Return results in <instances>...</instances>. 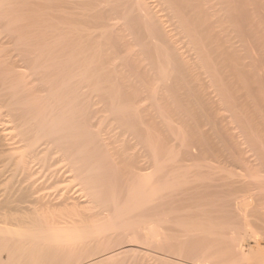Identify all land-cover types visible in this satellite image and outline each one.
Segmentation results:
<instances>
[{
	"label": "bare ground",
	"instance_id": "bare-ground-1",
	"mask_svg": "<svg viewBox=\"0 0 264 264\" xmlns=\"http://www.w3.org/2000/svg\"><path fill=\"white\" fill-rule=\"evenodd\" d=\"M32 1H34V0H32ZM51 1H53V0H51ZM54 1H56V0H54ZM64 1H66V0H64ZM85 1L87 2V0H85ZM111 1H113V0H111ZM239 1L241 3H244L245 0H239ZM45 2H47V0H45ZM60 2L62 3V1H60ZM70 2L71 1L69 0V3ZM107 2H109V0H94L93 3L90 2L89 5H88V3L86 4V5L90 6V5H93L95 3L94 6L92 7V10H90V8H89V12L91 11L89 14L92 15L91 16L92 18L94 17L95 20L96 19L97 20L94 21L96 23H93L92 20H94V19H91V17H90L91 22L93 23V24L90 23L91 24L90 27L93 26L94 29H100L101 30L100 36H105V34H107L109 32L110 28H113L114 26L116 27V24H113V21L117 20V18H114L115 16L113 13H111V10H110L113 8L106 10V8H105L106 6L104 8L101 7L104 4H106ZM116 2H117V0H116ZM119 2H122V1H119ZM26 3H27L26 0H0V21H2L3 25H5V29L7 31L14 33V36H0V184L4 183L6 181H9V182L11 181L10 183H12L13 181L15 182V180H17L15 184L13 182L12 186L10 185V187H8V188L5 187L6 188L5 190L0 191V264L15 263L17 260L22 259V258H23V260H25L24 258H26V260L28 261V264H39L47 257H53V258L59 257L60 252L62 253L65 250L71 249L72 246L74 245V243H76V242H84V243L87 242L86 245H88V241H86V240L92 238L93 235L97 236L98 235L97 233L100 232L98 230V229H100V226L105 227L104 225L102 226V225H99V223H98L99 227L97 229H95L94 227L98 226L97 222H99V221H97L95 223L96 226L93 225L94 223L90 224V221H93L95 219L103 221L104 220V210L106 211V208H109V206L115 207L116 204L118 203V202H116L117 201L116 199H118L117 197L114 199L111 196V198H112L111 199L109 196V200H106V198H105V200L103 199L104 198V195H103L104 191L102 189V182H103L102 179L104 177V173H105L104 170H106L105 166L107 164L109 165V169L111 168V170H114L113 172H123V173L126 172V174H128V176H129V178L132 180L131 182H133L132 189L130 191H128L129 192L128 199H127L128 202H127V204H125V207H124V205H122V207L125 208L126 212H132V213L140 212V210L144 209L146 204L148 205L149 203H151L152 200L154 198H156V196L167 193L166 191H168V193H169V190L180 191L179 193H182V194H180L179 197L182 196L183 194H186L185 192L190 190V188H191V184H190L191 182H189L191 178L188 180V177H187L188 173H186V172L183 173L182 171L183 170L186 171V169H184V167L181 168V166H180V168L177 167L175 170L173 168L171 172L168 171V170H170L169 168H171V167H169V165H170V163L173 162V157L171 156V154L169 152H166V149H165L166 145L164 146L162 144V142L159 144L160 140L164 141V139H166V136L169 138V135L171 136V134H172V133L169 134L167 132L169 124L167 121L162 120V118L164 119L163 116H164L166 110H169L170 113L172 114V116H177V118L179 119L178 122L181 121L180 123H183L182 125L180 124L181 126H185V129H186V127H188V129H189L188 133L190 132V135L196 141L199 138H202L201 137L202 135H199V130H197V129L201 128L200 127L201 124L198 121L199 126L197 128L196 124H192V122H190V117L188 118L187 116H183L180 113H178L177 109H174V107L170 104V102L168 100V98L170 96L167 97L168 94H166V92H165L166 90H163L166 88V85H165V88L161 87V90L158 92V90H157L158 84H155V83H158L159 81L163 82V81L168 80L167 75L170 72H173V71L175 72V69H177L179 67L180 68L184 67V69H185L184 73L187 72L186 73L187 75L183 74L181 72V70L180 71L177 70L180 72L179 77L181 74H183V75H181L182 79L181 78H175L177 80V83H178L177 85H179L181 87H185L187 84L185 85L184 82L187 83L188 81L187 80L184 81V79L188 78L187 76L189 75L190 79H188V80L191 81V83L188 82V84L191 87L193 85V86H195V88L197 87L199 89L198 96L201 93L200 89L203 90L205 88V90L207 92H205L204 90L202 91V95L204 97L206 95V93L208 94L209 91L213 92L211 90V89H214L213 84H216L215 85V88H216L217 84L223 83V81H220V83H219L218 80H220V79L217 80V77H219L217 75H219L220 72H221L220 73L221 75L223 74L227 78H223V76L221 77V75L219 78H223V80H225V79H229L231 77H234L233 79L235 80V78L239 77L241 73L236 68H234L235 67L234 62L236 61V64H242L244 61H241V60L244 59L245 62L243 64L247 65L245 55L242 59L243 55H241L239 51H236V52H239L238 54L240 56L237 53L235 55V51H234V46H235L234 44L235 43L233 44V40L235 39L234 37L236 35H235V29H234L235 25L233 24L235 22L232 21V16H233L232 11L234 10V9L232 10V8H233L232 7V4H233L232 0H126V3H124V5L122 3H121L122 5L120 3H118L120 5V6L118 5V7L126 6L125 4H128L130 6V8H129L130 13H134L136 15L137 19L140 20L139 22H141L140 25H143L145 32L148 33L147 39H149V38L156 39L155 38L156 36H153V32H152V28L153 29L156 28L154 26H157L159 33H161V36L165 37V40H164L165 42L163 41L164 43H162V42L161 43L160 42L155 43L156 44L154 46L155 48L152 46L154 48V50L152 49V51L155 52V54H156L155 58L157 59L155 62L158 61L157 63H155V65L159 64V72H158L159 76H155V75H157V74H155L156 71L153 72L154 71L153 70L152 71L153 73H151L150 70H149L150 71L149 72L148 69H145L147 67H145V60L143 61V59H146L147 57L142 59V56L145 54V53L142 54L143 49H142V52L139 51V52H135V54H133L134 52L132 50V47L134 46V44L132 45L130 43V41H129L130 39L127 40V38H130V36L129 35H128L129 37L127 36V33H129L127 31H129V28H127L126 25H123L125 23V21L123 24L119 25L116 28V31H114L116 33V35L119 36L118 39H120V41H121L119 43H121L123 46V48L122 47L121 48L123 49L124 54L125 53H128V54L132 53L134 55V56H132L133 57L132 61L135 64V67L141 69L143 67L141 65V63H144L143 65H144L145 70L142 69V71L144 70L143 71L144 81H141L140 85H139V82H135L136 80L134 81L132 79V81H133L132 82L130 76H126L128 73L125 74V72L123 70H120L121 67L118 68L119 64H117V62H118L117 58L120 56L117 54L118 57L116 58L115 57L116 54H115V56L112 55L113 52L111 54H109L110 49H112V47L109 49V53H108V52H106L108 48L106 49V51H104V49H102V48L98 49L99 45H96L97 49H95V47H94V49L96 50V53L98 52L96 54V53H94L95 51H93L94 49L93 50L91 49L92 47L90 48L91 49L90 51L89 50L85 51L82 49V47L84 45H81V43H78L79 41L77 42V40L74 41V36H91L93 28L91 30V33H89L88 31H90V30L86 29V27H89L88 21H87L88 24H86V23H84V24L82 23L83 25L79 24L81 26V28H80L77 25V22L74 20L76 22L77 26H75V25H74V27L69 26V27H66L67 29L65 28V30L63 28L65 26L61 27L62 29L59 28L58 32L60 31V36H56V35L55 36H52V35L51 36H43V35H41L42 32L40 33V31H37V33H35L36 31H33L31 29L32 27L30 28L28 26L29 24H32L33 21H34L33 23L39 22L38 18L40 17L39 12L41 10H39V9L34 10L36 8L33 7V4L31 2H28L29 4L31 3V5H32V6L30 5L29 7L26 5ZM63 3L66 4L65 2H63ZM82 4H83V2H82ZM25 5H26L27 9L25 8ZM34 5L40 6L41 4H39V1H37V4L34 3ZM114 5H117V3ZM245 5H243V6L245 7ZM41 6L43 7V5H41ZM62 6H63V4H62ZM69 6L73 7V3H71V5L69 4ZM56 7H58V5ZM56 7L54 6L53 8L56 9ZM28 8H29V10H28ZM43 8H42V10H43ZM49 8L50 7H48V8L45 7V10L46 9L50 10ZM85 8H86V6H85ZM126 8H128V7H126ZM25 9L28 11H26ZM30 9H32V10H30ZM71 9H73V8H71ZM49 13H51V11ZM14 14H15V16H14ZM66 14L67 15L69 14V16L71 17V15H70L71 12L70 13L68 12ZM89 14L87 12V14H86L87 17ZM12 15H13V17L11 18L10 16H12ZM40 15L42 16V14H40ZM50 15H54V14H50ZM67 15H65V16L67 17ZM83 15H84V18L86 19V15L85 14H83ZM244 15H246V13ZM46 16H48V18L50 19L51 17L57 16V15L49 16L46 14ZM75 16H73L74 19H75ZM129 16H130V14H129ZM132 16H133V14H132ZM31 17H32V20H31ZM61 17H62V15H61ZM76 17H78V16H76ZM116 17H117V15H116ZM244 17H241V18L239 17V19L241 20L243 27L246 29L248 26L247 25L248 24L247 19L249 16H247V18L246 17L244 18ZM42 18L40 17V19H42ZM34 19L35 20L37 19V20L35 21ZM49 19H46L45 22L47 23V20H49ZM55 19H53V21ZM67 19H69V18L67 17ZM87 19H89V17ZM30 20L32 22H30ZM50 20H52V18ZM57 20H59V19H57ZM61 20H62V18H61ZM63 20H65V19L63 18ZM98 20H100V21H98ZM70 21H71V19H70ZM250 21L248 20L249 23H250ZM67 22H68V20H67ZM67 22H65V23H67ZM81 22H82V20L80 21V23ZM84 22H86V21H84ZM41 23L42 22L40 21L39 27H40ZM53 23H55V22H53ZM61 23H62V21H61ZM58 24L59 23H57L56 26ZM50 25H51L50 26L51 29L54 28L53 24H50ZM60 25H62V24H60ZM70 25H72V24H70ZM56 26H55V28H56ZM82 26H84V27H82ZM36 27H38V26H36ZM252 27H255V26L252 25ZM35 28H34V30H36ZM53 30L55 31V29H53ZM258 30H259V28H258ZM95 31L96 30H94L93 33ZM50 32H51V30L49 32H46V33H50ZM93 33H92V35H93ZM96 33L97 32H95V34ZM37 34L38 35L40 34V35L38 36ZM43 34H45V33H43ZM54 34H56V33L54 32ZM260 34H261V32H260ZM33 35H37V36H33ZM97 35L99 36V33ZM108 35H109V33H108ZM108 35H106V37H109ZM110 35H112V34H110ZM149 35H150V37H149ZM126 36H127V38H126ZM92 37H94V36H92ZM99 37L97 39H99ZM87 38H89V37H87ZM87 38H86V41H87ZM90 38L88 39V41L90 40L89 42H91V40H92ZM102 38H100V39H102ZM105 38H103V39H105ZM79 39H83V38L81 37V38H78V40ZM118 39H116V40H118ZM260 39L261 38H259V42L261 43L263 39H261V41H260ZM94 41H96V40L94 39ZM94 41L92 40V42H94ZM104 41H106V40H104ZM104 41H102L103 44L106 43V42L104 43ZM151 42L153 43L154 41H151ZM116 44H118V42ZM106 45H104L105 46L104 48H106ZM260 45H262V44H260ZM108 47H110V46H108ZM147 49H148V47H147ZM135 50L138 51L137 49H135ZM91 51H93V54L92 53L88 54V52L90 53ZM123 52H122V55H123ZM114 53H115V51H114ZM116 53H118V52H116ZM236 56H237V59L239 57L238 61L236 60ZM96 57L98 60L96 59ZM173 58H176L178 63ZM129 59H130V57H129ZM148 59H149V57H148ZM148 59H146V60H148ZM150 61L151 60L149 59V62ZM174 62H176V64ZM120 63H122V62L120 61ZM183 64H184V66H182ZM120 65H122V64H120ZM138 65L139 66L141 65V67H138ZM211 65L214 69H216L218 71L217 75H216V73H215L216 71L213 69L214 70L213 74L216 76V78L212 76L213 75L212 71H210L211 69H209V67L211 68ZM242 65H240V66L237 65V66H239V68H240ZM245 66H243V67H245ZM93 68H94V70H92ZM95 68L97 69V72H96ZM124 69H126V68H124ZM242 69H244V68H242ZM155 70H156V68H155ZM235 70H237L236 71L237 73H234ZM93 71H95L96 74H92L91 72H93ZM140 72H141V70H140ZM238 72H239V75H237ZM111 73L114 74V76H115L114 78H112L113 76H111ZM138 73H135V74H138ZM176 74H177V72H176ZM244 74H246V73H244ZM244 74H242V76ZM128 75H130V74H128ZM184 75L186 76V78L184 77ZM242 76H241V78H242ZM244 76H246V75H244ZM253 76H255V77H253ZM253 76H251L250 78L248 77V80L250 83L253 82V85L251 84L252 88L254 87L255 90L258 91L256 89V87H258V81H255V82L252 81L254 78L257 79L256 78L257 76L255 74ZM134 77H135V75H134ZM141 79H139L137 81H140ZM211 79H214L213 81H217V82L214 83ZM233 79H232V81L234 83H236L234 86L235 88H237L236 86L241 85V83L239 81L240 78L239 79L237 78L238 80L236 79V81H234ZM250 79L252 82L250 81ZM173 81H175V80H173ZM238 82L240 83V85H237ZM256 82H257V86H255ZM230 83H231V81H230ZM164 84H166V82H164ZM164 84H163V87H164ZM156 85H157V87H156ZM225 85H227V87H228L230 84L226 83ZM233 85L234 84H232V86ZM207 86L210 88V90H209V88L206 89ZM220 86L221 85H219L218 88L221 89V91H222L224 88L222 89V87H220ZM242 86H243V84H242ZM174 87H175V85H174ZM229 87H231V86H229ZM84 88H86V89L90 88L91 93H93V94L102 93L104 95V97L109 101V105H107L108 109L105 110L106 109L105 108L106 106H105L104 110H105V112H109L108 116L111 115L110 121L113 122L114 125L116 124V127H113L112 123H110L111 125H109V124L108 125L110 127H113V128L108 127L111 130H109L107 128L108 132H106L104 130L106 133H103L104 131L101 129H106L107 126L105 128L104 127L102 128V125H101L102 122L101 123L99 122L101 125L100 126L101 129L97 130V127H98L97 125H96L97 127L94 125L91 126V127H94L96 131H98L97 133L93 134V133H91V130L89 131L86 128L87 126L86 127L85 126H79L80 122L83 123V125H88V124H84L87 122H85L83 120H85L86 119L85 117L89 114L91 116L90 119H92V115H93L91 112L89 114H86V113H88V112H86L85 113L86 116L85 117L83 116L81 118V119H83V118L84 119L82 121L80 120L79 123H77L78 121L76 119H79L83 115L81 113V112H83V106H81L79 104H80V101H82V99H83L82 94H84V92H85V90H83ZM231 88L233 90L235 89L233 87H231ZM238 88H237V90H239V92L242 90V94L243 95L246 94V93H244L243 89H240V88L238 89ZM198 89H196V90H198ZM255 90H254V92L260 96L262 92L257 93ZM260 90L261 89L259 88V91ZM186 91H188V90H186ZM190 91L193 92V90H191V88H190ZM215 91H220V90H215ZM192 92H188V93L192 94ZM194 92H196V91H194ZM204 92H205V94H204ZM211 92L209 93L210 95H213L214 93L217 94V92H214L213 94H211ZM218 93H220V92H218ZM179 94H181V93L179 92ZM190 94H188L189 97L191 96ZM84 95L87 96V93ZM219 95L217 97H219ZM85 96H84L83 100H86ZM196 96H197V94H196ZM210 97H208V98L206 97L204 99L208 100ZM217 97L214 95L211 98V101L213 98L215 99V101L213 100L214 106H216L215 102H217V104H218V100H216ZM261 97H260V99H263ZM92 98L91 99L89 98L90 102H92V104H95L96 100L93 99L94 101H92ZM99 98H100V96H99ZM150 98H152V100H154V102H155V103L153 102V105H149L152 103H149L147 105H145L143 103L144 106L140 105L142 102H145L147 100H148L147 102H150L149 101ZM201 99H202V97H201ZM245 99L246 98H244V97H242V99H241V95H240V99H239L240 101L244 100V102H246L248 100V99L247 100H245ZM100 100H102V97ZM108 101H107V103H108ZM203 101H205V100H203ZM208 101L210 102V105L212 106V102L210 101V99ZM189 102H191V101H189ZM196 102H197V100H196ZM242 102H240V103H242ZM247 102L249 103V101H247ZM206 103H208V102L206 101ZM189 104L191 105V103H189ZM95 105H97V103ZM88 106H89V104L87 103V105H86L87 108H85V109H88ZM92 106L90 104V108ZM191 106H193V105H191ZM92 108H91V110H92ZM99 110L100 109H98V111ZM104 110L102 111V109H101L100 111L104 112ZM84 112H85V110H84ZM166 113H168V112H166ZM199 114H201V113H199ZM78 115H79V118L77 117ZM187 115H188V112H187ZM96 116L97 115H95V119H93V121L96 120ZM169 117L170 116H168V118ZM193 118H195V117H193ZM196 118H195V121L198 120ZM198 118L200 120L204 119L202 116L200 118V115ZM97 119H99V118H97ZM107 119H109V118H107ZM107 119H105V120H107ZM159 119H161L162 122H160ZM88 120H89V118H88ZM110 121H108V122H110ZM106 124H107V122H106ZM90 125H88V128H91V127H89ZM258 125H259V123H258ZM261 125H263V124H261ZM261 125H259V126L262 127ZM178 127H179V125H178ZM260 127L258 129H261ZM182 129H184V128H182ZM228 129H226V130H228ZM154 130L163 136V138H161V139L155 138L156 141H158L157 144H156V142L154 140V136H153ZM263 130L264 129L262 128L260 131H263ZM93 132H94V130H93ZM201 133L204 134L205 132L203 133V131H201V129H200V134ZM167 134H169V135H167ZM229 135H231V134L229 133ZM165 141H167V140H165ZM165 141H164V143H165ZM198 141L200 142V140H198ZM201 141H203V140H201ZM237 143L239 144V142H237ZM184 144H186V142H184ZM241 144H244V143L242 142ZM177 146H178V144H177ZM212 146H213V148H215V151H216V149L219 150L218 146H217V148L214 147V144ZM236 146H237L236 148L238 149V145H236ZM172 148H174V146ZM243 148H244V146H243ZM176 149H177V147H176ZM212 149L211 150L207 149L210 152H208V151L205 152L208 154V155L206 154L207 157L210 156L209 154L212 153V155H213V153L215 152ZM218 150L216 151V153L218 152ZM180 152H181V150H180ZM194 152H195V150H194ZM202 153H203L202 155H204V151ZM257 153H258V151H257ZM240 154H241L240 158L242 157L241 162H243V164H242L243 168H244V166H247L248 168H254L253 171L254 170L257 171L256 167L258 168L259 166L257 164H254L256 161L253 162V164H252V162H251V160H249L248 156L245 157L243 155L244 154L243 152L242 153L240 152ZM246 154H247V152H246ZM252 154H250V155H252ZM225 155L223 154V156H222V154H221V158L225 157ZM217 156L219 157V154L218 155L215 154V156H213V157H216V159H217ZM186 157L187 156H185V159H186ZM175 158H176V156H175ZM229 158H231V157H229ZM222 159H226V158H222ZM238 159H239V157H238ZM232 160H234V159H232ZM174 161H177V158ZM206 161H208V160H206ZM220 161H221V159H220ZM224 161L226 163V160H224ZM191 162H192V160H191ZM209 162H211V161H209ZM218 162H219V160H218ZM221 162H219V163H221ZM195 163H197V162H195ZM257 163H259V162L257 161ZM190 164H192V163H190ZM231 164H234V163L232 162ZM170 166L174 167L175 165L173 166V164H171ZM183 166H184V164H183ZM228 166L231 167L232 165H228ZM109 169H107V170L109 171ZM154 169L161 171V175L158 178H155L156 172L153 173ZM260 170H261V167L258 171L260 172ZM263 170L261 172H263ZM177 171L178 172L181 171L183 174L179 173L180 175L177 174L178 176H176ZM251 172H252V170H251ZM123 173H121V174H123ZM154 174H155V176H154ZM245 174H247V173H245ZM116 175H118V174H116ZM247 175H246V178L248 177ZM263 175H264V173H263ZM114 176H115V174H114ZM125 176H123V177H125ZM128 176H126V178ZM108 178H111V180H112V177H108ZM226 178H228V177H226ZM115 179L116 178L114 177L113 180H115ZM117 179H119V178L117 177ZM111 180H109V181H111ZM122 180L121 181L124 183L125 179H122ZM249 180H251V179H249ZM192 181H194V180H192ZM239 181H240V179H239ZM239 181L237 180V182H235V183H238L237 186L238 185L239 186L237 187L235 185L236 187H234V189L236 190V188H237V190L242 191L241 193L242 194L244 193L242 198H244V196H246L245 194L252 195L254 190H255V187L257 189V186L258 187L261 186L259 183L262 180L257 181L258 183L256 182L257 185H255V187L252 184H248L246 181L245 182H243V181L239 182ZM113 182H115V181H113ZM116 182H119V180H117ZM131 182L129 181L130 185H132ZM224 182H226V181H224ZM230 183H231V181H230ZM109 185H111V183L108 184L107 189L109 188ZM112 185H114V184H112ZM227 186L231 187V185H227ZM105 187H106V185H105ZM110 188H111V186H110ZM117 188H120L119 185H117ZM126 188H128V186ZM112 189H113V187H112ZM114 189H115V186H114ZM128 190H129V188H128ZM197 190H199V189H197ZM117 191L119 192L120 190H117ZM123 192H122V194L125 193V192L124 193ZM237 192L240 195V192L239 191H237ZM108 193H111V192H108ZM114 193H112V194H114ZM104 194H105V192H104ZM118 194L120 195V193H118ZM125 194L127 196V193H125ZM177 194H176V196L178 198ZM256 194L257 193L253 194L252 197L250 198V199H252L251 200L252 202L255 199V197L257 198L256 200L258 202V197L256 196ZM168 195H170V194H168ZM254 195H255V197L253 198ZM165 197L167 198L169 196H165ZM238 197H241V195ZM260 197L261 196H259V199H263ZM121 198H127V197L121 196ZM246 198H248V197H246ZM250 199H246V200L248 201ZM125 200L126 199H124V202H125ZM244 200H245V198H244ZM153 201H156V200H153ZM161 201H162V199H161ZM190 201H192V200L190 199ZM251 201H249L250 203L249 202L246 203V201H243L244 205L242 208L244 209V211L246 208H250L248 206H250L252 204ZM260 201L262 202L263 200H260ZM158 202H160V201H158ZM165 203H167V202H165ZM235 203H236V201H235ZM259 203H258V205L264 204V203H260V204ZM119 205H121V204H119ZM156 205H158V204L155 203V206ZM159 206L161 207L163 205L160 204ZM255 207H257V205ZM111 208H110V210H111ZM117 208L119 209V207H117ZM120 209H122L121 206H120ZM243 209H241V210H243ZM112 210H114V209H112ZM115 210H116V208H115ZM173 210H174V208H173ZM241 210H239V211L241 212ZM253 210L254 209H252V211ZM262 210L264 212V207H263V209L261 208V210H259V211L262 212ZM106 212L108 213V211H106ZM196 212H197V210H196ZM247 212L248 211L245 212L246 214L243 213V214H245L244 217H246V215L247 216L249 215V213H247ZM116 213L119 214L118 210L116 211ZM201 213H203V212H201ZM262 213L260 214L257 212V215H255L256 216L255 219L253 218L254 215L251 216V218L254 219V222H255V220H257L256 222L259 223L260 222V221H258L260 219L259 217L264 215V213L263 214ZM120 214H122V213H120ZM243 214L240 216L243 217ZM251 214H252V212H251ZM254 214H256V213H254ZM258 215H259V217H258ZM110 218H112V217L110 216ZM206 218H207V216H206ZM247 218H249V217H247ZM247 218H246V220L250 219V218L249 219H247ZM257 218H259V219H257ZM168 219H169V217H168ZM164 221L165 220H163V222ZM242 221H243V224L244 223L246 224V222H244V219ZM249 221H251V219ZM115 222H118L116 220V218H115ZM135 222H136V220H135ZM180 222H182V221H180ZM188 222L189 221L187 220L186 221V223L188 224L187 226L189 228H191L192 225L190 227V224ZM193 222H195V225H194V228H195V226L198 224V223L196 224V222H199V221H193ZM256 222L254 224H256ZM121 223L123 224L122 219H121ZM177 223L180 224L178 222V220H177ZM190 223H192V222H190ZM199 223L200 224H198V225L200 226L201 222H199ZM260 223L262 224V222H260ZM166 224H167V221H166ZM184 224H185V222L183 223V225ZM247 224L250 225V223H248V222H247ZM257 224H256V226L254 225L256 227V229L258 228L257 226H259V224L258 225ZM249 225H247V226H249ZM112 226H114V225H112ZM123 226H124V224H123ZM123 226H121V228H123ZM129 226H132V225L129 224ZM146 226H144V228H141L140 230L136 229L137 231H135L134 229H128L125 227V229H124L125 232L129 236H131V238L133 239L131 241V243L128 245V247L126 246V248H121L118 251H116L115 253L112 252L111 255L106 253L109 256H107L106 258L101 257V259L98 258L99 260H97V261L94 260V261L90 262V264H100V263H105L106 261H112V260H118V259L120 260V258L123 257V255L125 256L129 252L139 253V255L141 256V257L139 256V261L141 260L140 258H143L144 259L143 261H147L146 258H148V261H149V258L153 257L154 255L147 252V249L145 250L144 247H146V246L155 247V248H158V249L163 250V251L165 249L168 250V248L171 249L173 247V246L170 247L169 241H171V239L167 235L165 236L161 233L162 231H160L159 225L157 226V224H155V221H154V223H151V225L148 224V226L147 227ZM196 227H198V226H196ZM109 228H111V226ZM113 228H115V226ZM118 228H120V227H118ZM183 228H186V227H183ZM250 228H251L250 226L248 228V227H246V225H245V227L243 225V227L241 226L240 229H234V230L230 231V233L227 234V236H229V237H226V239L229 240V242H228L229 245L227 244L228 246L225 250H221V249H220L221 251L213 250L215 247L213 249H211L212 248V247H210L211 243H210V245H208L210 247V249H208V248L203 249V247H204L203 246L202 249L199 250L196 247L194 250L198 249L199 251H197V252L195 251L194 254L191 252L193 255L196 256L195 258H197L196 262L194 263V261H193V263L194 264H264V238H259V236H261L259 234V233H261L259 228L257 230L254 228L255 231H253L254 229L251 230L252 228L251 229ZM178 229H179V227H178ZM217 229H219V227ZM220 229H223V228L220 227ZM260 229H262V227ZM102 230H101V232H102ZM198 230H199V227H198ZM183 231H185V230L183 229ZM256 231L257 232L260 231V232L256 233ZM110 232H111V230H110ZM177 232H179V231L177 230ZM105 233H107V232L105 231ZM126 233H124V235ZM164 233L167 234V231ZM183 233L186 234L185 232H183ZM191 233H195V237H196V232H194V231L192 232V230H191ZM205 233H207V236L208 237L210 236V238L212 239V237H216V238L218 237L219 231L218 232H217V230L216 231L212 230L210 232L204 231L203 234H205ZM103 234H104V232H103ZM178 234H180V235H178ZM178 234L177 235L179 237L184 235L182 233H178ZM200 234H199V236H203V234L202 235H200ZM169 235L174 236L171 233ZM215 235H217V236H215ZM199 236H198V239H199ZM225 236H226V234H225ZM139 237L142 238L141 241L138 240ZM175 237H177V236H175ZM175 237H174V239L179 240V241H176V242L174 241L175 242L174 246L177 247L179 250H181V252L183 251L182 252L183 254L186 253V252H184V250L187 251V250H189V248L188 249L186 248L187 250L185 249L186 246H185V243L183 242V240H185V239H183L184 237H180V238H182V240L178 237L177 238H175ZM189 237L190 236H188L187 238H189ZM191 237H193V239L195 238L194 236H191ZM218 238H220V237H218ZM226 239L224 241L225 243H227ZM99 240H100V238H99ZM185 241H187V240H185ZM193 241H195V240H193ZM213 241H215V240H213ZM219 241L221 242V241H223V239H221ZM188 242L190 243V240ZM200 242L197 244H200ZM211 242H212V240H211ZM189 243H186V244H189ZM193 244H195V243L193 242ZM215 244H217V243L215 242ZM215 244H214V246H215ZM76 245L77 244H75V246ZM144 245H146V246H144ZM203 245H205V243ZM135 247L136 248L139 247V249L138 248L135 249ZM222 247L225 248L223 245H222ZM222 247H220V248H222ZM200 248H201V246H200ZM35 252L36 253L39 252L40 254H42V253L43 254L38 256L35 254ZM170 252H172V251H170ZM65 253H68V252L66 251ZM159 253H161V252H159ZM182 253L180 255V258L182 256ZM62 254H64V253H62ZM175 255H177V254H175ZM186 255L188 256V254H186ZM184 256H185V254L183 255V257ZM62 257H64V256H62ZM69 257H70V255H69ZM71 257H72V255H71ZM155 257H157L155 259H157V260L159 259L156 254H155ZM159 257L161 258V256H159ZM189 257L190 256H188L187 259ZM57 259H59V258H57ZM63 259H66V256ZM163 259H164V257H162V260ZM166 259L167 258H165L164 260H166ZM182 259H180V260H182ZM152 260H153L152 261L153 264L157 263L156 261H155L156 263H154V257ZM162 260H161V262H162ZM189 260H190V258H189ZM191 260H194V259H191ZM191 260L185 261V264H186V262L190 263ZM61 261H62V259H61ZM139 261H138V263H141ZM18 262H16V263H18ZM132 262H133V260H132ZM163 263H161V264H163ZM167 263H169L168 260H167ZM193 263L191 262V264H193ZM51 264H53V263H51ZM158 264H160V261L158 262ZM164 264H166V262ZM175 264H177V262Z\"/></svg>",
	"mask_w": 264,
	"mask_h": 264
},
{
	"label": "rangeland",
	"instance_id": "rangeland-1",
	"mask_svg": "<svg viewBox=\"0 0 264 264\" xmlns=\"http://www.w3.org/2000/svg\"><path fill=\"white\" fill-rule=\"evenodd\" d=\"M35 1V2H34ZM34 1H30V0H26V2L28 3V2H31L32 4H33V7L34 8H36V9H34V10H37V9H39V10H41L40 12H39V16L42 18V19H40V17L38 18V23L36 22V23H33L31 20H32V17H31V20H30V22H32V24H29L28 26L33 30V31H36L35 33H37V31H40V33H41V35H43V36H60V31L58 32V30H59V28L60 29H62L61 27H63V26H65V27H63L64 28V30H65V28L66 27H71V26H73L74 27V25L75 26H79L80 28H81V24L83 23H86V24H88V22H89V27H86V29L87 30H90V31H88L89 33H91V30H92V28H93V26L92 27H90V25L91 24H93V23H96V22H94V21H96L95 20V18L93 17H91L92 15H90L89 13L91 12H89V8H90V10H92V7L94 6V4L93 5H90V6H88L89 5V3L90 2H94V0H87V2L85 1V0H70L71 2L69 3V0H66V1H64V0H56V1H51V0H47V2H45V0H37V1H39V4H41V5H43V7L40 5V6H37V5H34V3L35 4H37V1L36 0H34ZM51 1V2H50ZM60 1H62V3L60 2ZM119 1H122V2H119ZM117 0V2H116V0H113V1H111V0H109V2H107L106 4H102L103 6H101L102 8H104L105 6V8H106V10H108V9H110V8H113V9H110L111 10V13H113L114 14V18H117V20H115V21H113V24H116V27L114 28H110V30H109V35H108V33L107 34H105V36H100V29H94L93 28V30H92V33H93V31L94 30H96L95 32H97L96 34H95V32L93 33V35H92V33H91V36H74V41H76L77 40V42L78 43H81V45H84L83 47H82V49L83 50H85V51H87V50H93L94 49V47H95V49H97V47H96V45H99L98 46V49H100V48H102V49H104V51H106V49H107V51L106 52H108L109 53V49L112 47V49H110V53L109 54H111L112 52V55H114L115 56V54H116V58L118 57L117 56V54L120 56V57H118L117 58V64H119L118 65V68H120L121 67V69L120 70H123L124 72H125V74L126 73H128V74H130V75H126V76H130V78H131V81H132V79L135 81V82H139V85L141 84L140 82L141 81H144V78H143V71L145 70V69H148V71L150 70L151 71V73H153V72H155L156 71V73L155 74H157V75H155V76H159L158 75V72H159V64L157 65H155V63H157V62H155L157 59L155 58L156 57V54H155V52H153L152 51V49L154 50V46L156 45L155 43H158V42H162V43H164L165 41V37L164 36H161V33H159V30H158V28H157V26H154V27H156V28H152V32H153V36H156L155 38L156 39H153V38H149V39H147V37H148V33H146L145 32V29H144V27H143V25H140L141 24V22H139L140 20H138L137 19V17H136V15L134 14V13H130V6L128 5V4H125L126 6H122V7H118V3H122L123 5H124V3H126V0ZM124 1V2H123ZM248 1V2H247ZM245 0L244 1V3H241L239 0H232V15L234 16H232V21L233 22H235V23H233L235 26H234V29H235V39L233 40V44L235 45L234 46V51H235V55H236V53L238 54L239 52H240V54L241 55H243L242 56V59H243V57H244V55H245V57H246V62H247V65L245 66L243 63L245 62V60L243 59V60H241V61H244L242 64H236V61L234 62L235 63V67L234 68H236L241 74H240V76L239 77H237L238 79H239V81H240V83H241V85H240V83L238 84L237 83V85H240V86H236L237 88L239 87L240 89H243L244 90V93H246V94H242V90L239 92V90H237V88H235L234 86H235V84L236 83H234L233 81H232V79L234 78V77H231V78H229V79H225V80H223V78H227V77H225L223 74L221 75L220 73H219V75H217V70L216 69H214L213 67H212V65H211V68L209 67V69H211L210 71H212V74L214 73L213 71L215 70L216 72V75L217 76H219L220 77V75H221V77L223 76V78H219V77H217V80L218 79H220V80H218L219 81V83H220V81H223V83H221V84H217V86H216V88H215V85L216 84H213V88L214 89H211L213 92H211V91H209L210 90V88L207 86L206 87V89H208L209 88V92H208V94L206 93V97L208 98V97H210L209 99H210V101H211V98H212V96H218L219 94V97H217V99L216 100H218V104H217V102H215L216 104V106H214V104H213V102L215 101V97L212 99V106L210 105V102L208 101V100H206V99H204V98H206L205 96L203 97V95H202V91L204 90L205 92H207L206 90H205V88L202 90V89H200L201 91V93H200V97L198 96V94H199V89L196 87L195 88V86H193L192 85V87L188 84V82H190L191 83V81H189L188 79H190L189 77V75L187 76L188 78H186V76L185 75H187L186 73H184V71H185V69H184V67H179V68H177V69H175V72L173 71V72H170L168 75H167V79L168 80H166V81H159L158 83H155V84H158V88H157V90H158V92L161 90V87L162 88H165V85H166V88L165 89H163V90H166L165 92H166V94H168V96L167 97H169L168 98V100H169V102H170V104L174 107V109H177V112L178 113H180L181 115H183V116H187L188 118L190 117V122H192V124H196V126H197V128H198V126H199V123H198V121L200 122V127L201 128H199V129H197V130H199V135H202L201 137L202 138H199L198 140H200V142L197 140H194L193 138H192V136L190 135V132L188 133V127H186V129H185V126H181L183 123H180V122H178L179 121V119L177 118V116H172V114L170 113V111L169 110H166V112H168V113H166L165 112V114H164V119L162 118V120H165V121H167L168 122V124H169V127H168V129H167V132L170 134V133H172L171 134V136L169 135V134H167V135H169V138L166 136V139H164V141L165 140H167V141H165V143H164V141L163 140H160L161 138H163V136L161 135V134H159L158 132H156L155 130L153 131V136H154V140H155V142H156V144L158 143V141H156V139L155 138H160L159 140H160V142H159V144L162 142V144L166 147L165 149H166V152H169L170 154H171V156L173 157V162L172 163H170V165L171 164H173V166L175 165H177L176 167L174 166V167H172V166H170L169 165V167H171V168H169L170 170H168V171H172V169L174 168V170L178 167V168H180V166H181V168H183L184 167V169H186V171H182L183 173L184 172H186V173H188V175H187V177H188V180L191 178H193L192 180H194V181H192L191 179H190V181L189 182H191L190 184H191V188H190V190H188V191H186L185 193L186 194H183L182 196H180L179 197V195L180 194H182V193H179L180 191H174V190H169V193H168V191H166L167 193H164V194H162V195H158V196H156V198H154L153 200H156V201H153L152 200V202L151 203H149L147 206L145 205V207H144V209H142V210H140V212H135V213H132V212H126V210H125V204H127V202H128V195H129V192L128 191H130L131 189H132V187H133V182H131L132 180L129 178V176H128V174H126V172H113L114 170H111V168L109 169V165L107 164L106 166H105V169L106 170H104L105 171V173H104V177H103V179H102V181L104 182H102V189H103V191L105 192V194H104V192H103V195H104V200H105V198H106V200H109V196H110V198H111V196H112V198H118V199H116L117 201L116 202H118L117 204H116V206L115 207H113V206H109V208H106V211H108V213L104 210V222L103 221H100V220H93V221H90V224L92 223H94L93 225L94 226H96V222L97 221H99V222H97V225H98V223H99V225H104L105 227H101L100 226V229L102 230V232H101V230L100 229H98L100 232H98L97 234V236H94L93 235V237L92 238H90V239H88V240H86V241H88V245H86L87 244V242L86 243H84V242H76V243H74V245L72 246V248L71 249H69V250H65L64 252H62V253H64V254H62L61 252L59 253L60 255H59V257H57V258H59V259H57V258H53V257H47V258H45L41 263H39V264H51V263H53V264H90V262H92V261H97V260H99V259H101V257H107V256H109V255H111L112 254V252L113 253H115L116 251H118L119 249H121V248H126V246L128 247V245L131 243V241L133 240L132 238H131V236H129L126 232H125V227L126 228H128V229H134L135 231H137L136 229H138V230H140L141 228H144V226H148V224L149 225H151V223H154V221H155V224H157V226L159 225V227H160V231H162L161 233L163 234V235H167L170 239H171V241H169L170 242V247H172L171 249L170 248H168V250L167 249H165L164 251L163 250H160V249H158V248H155V247H148V246H146V245H144V246H146V247H144L145 248V250L147 249V252H149V253H151L152 255H154L153 257H154V263H156V264H158V262L160 261V264L161 263H163L164 261L166 262V264H175L176 262H177V264H185V261H190L191 259H194V260H191V262L193 263V261H194V263L196 262V260H197V258H195L196 256L195 255H193L194 253H195V251L197 252V251H199V250H201L202 249V247H203V249H210V247H212L211 249H213L214 247V249L213 250H217V251H221V250H225L226 248H227V246L229 245L228 244V242H229V240L228 239H226V237H229V236H227V234L228 233H230V231H232V230H234V229H240L241 228V226L243 227V225H244V227H245V225H246V227H248L249 228V226L252 228H250L251 230H253L254 228L256 229V224L258 223V222H256L257 220H255V222H256V224H254L255 222H254V219H255V215H257V212L258 213H262L263 212V210H262V212L261 211H259V210H261V208L263 209V207H264V204L263 205H258V203L260 202V203H264V175H263V173H264V130L263 131H260L262 128L264 129V0ZM54 2V3H53ZM59 2V3H58ZM63 2H65L66 4H64ZM81 2V3H80ZM82 2H83V4H82ZM115 2V3H114ZM238 2V3H237ZM26 3V5L29 7L30 5H31V3L29 4H27ZM52 3V4H51ZM57 3V4H56ZM71 3H73V7L72 6H69V4L71 5ZM88 3V5H86ZM110 3V4H109ZM117 3V5H114V4H116ZM248 3V4H247ZM50 4V5H49ZM62 4H63V6H62ZM121 4V5H122ZM235 4V5H234ZM246 4V5H245ZM26 5H25V8L27 9V7H26ZM58 5V7H56ZM68 5V6H67ZM76 5V6H75ZM82 5V6H81ZM243 5H245V7L243 6ZM32 6V5H31ZM56 7V9L55 8H53V7ZM61 6V7H60ZM85 6H86V8H85ZM120 6V5H119ZM45 7L46 8H48V7H50L49 9L50 10H45ZM126 7H128V8H126ZM32 8V7H31ZM42 8H43V10H42ZM71 8H73V9H71ZM82 8V9H81ZM122 8V9H121ZM127 10H126V9ZM25 9V10H26ZM76 9V10H75ZM119 9V10H118ZM121 9V10H120ZM28 10H29V8H28ZM28 10H26V11H28ZM30 10H32V9H30ZM46 11V12H45ZM51 11V13H49V12ZM78 11V12H77ZM42 12V13H41ZM45 12V13H44ZM63 12V13H62ZM70 13L71 12V17L69 16V14L67 15L66 13ZM87 12H88V17H89V19H87L88 17H87ZM121 12V13H120ZM56 13V14H55ZM62 13V14H61ZM65 13V14H64ZM246 13V15H244ZM40 14H42V16L40 15ZM46 14L47 15H49V16H54V15H57V16H54V17H51L52 18V20H50L49 18H48V16H46ZM50 14H54V15H50ZM83 14H85L86 15V19L84 18V15ZM129 14H130V16H129ZM132 14H133V16H132ZM243 14V15H242ZM45 15V16H44ZM61 15H62V17H61ZM65 15H67V17L69 18V19H67V17L65 16ZM78 16V17H76V16ZM116 15H117V17H116ZM127 15V16H126ZM14 16H15V14H14ZM38 16V15H37ZM73 16H75V19H74V17ZM82 16V17H81ZM124 16V17H123ZM246 17L247 18V16H249L248 17V19H247V25L249 26H247V30L243 27V25H242V23H241V20L239 19V17L241 18V17ZM11 18L13 17V15L12 16H10ZM90 17H91V19H94V20H92V22H91V19H90ZM244 17V18H245ZM56 18V19H55ZM61 18H62V20H61ZM63 18L65 19V20H63ZM84 18V19H83ZM46 19H49V20H47V23L45 22L46 21ZM53 19H55L54 21H53ZM57 19H59V20H57ZM70 19H71V21H70ZM73 19V20H72ZM136 19V20H135ZM35 20V19H34ZM37 20V19H36ZM35 20V21H36ZM44 20V21H43ZM67 20H68V22H67ZM77 22V25H76V22ZM82 20V22L80 23V21ZM90 20V21H89ZM248 20L250 21V23L248 22ZM40 21L42 22L41 23V25H40V27H39V24H40ZM59 21V22H58ZM61 21H62V23H61ZM67 22V23H65V22ZM79 21V22H78ZM84 21H86V22H84ZM88 21V22H87ZM98 21H100V20H98ZM124 21H125V23H124ZM4 22V21H3ZM44 22V23H43ZM50 22V23H49ZM53 22H55L56 24L57 23H59L57 26H56V24L55 23H53ZM71 22V23H70ZM128 22V23H127ZM237 22V23H236ZM46 23V24H45ZM75 23V24H74ZM91 23V24H90ZM98 23V22H97ZM119 23V24H118ZM124 23V24H123ZM253 23V24H252ZM45 24V25H44ZM48 24V25H47ZM50 24H53V27L54 28H52L51 29V25ZM60 24H62V25H60ZM64 24V25H63ZM66 24V25H65ZM69 24V25H68ZM70 24H72V25H70ZM80 24V25H79ZM82 24V25H83ZM121 24H123V25H126L127 26V28H129V31H127V32H129V33H127V36L129 35L130 36V38H127V36H126V38H127V40H129L130 41V43L133 45L134 44V46L132 47V50H133V54H135V52H139V51H141L142 52V49H143V52H142V54H144L143 56H142V59L143 58H146V59H148V57H149V59L151 60L150 62H149V59L148 60H146V59H143V61L145 60V67H147V68H145L144 69V63H141V65L143 66L141 69L140 68H136L135 67V64L133 63V61H132V59H133V57L132 56H134L132 53H130V54H128V53H125L124 54V52H123V46H122V44L121 43H119V42H121L120 41V39H118L119 38V36L118 35H116V33L114 32V31H116V28L119 26V25H121ZM0 36H14V33L13 32H9V31H7L6 29H5V25H3V23H2V21H0ZM44 25V26H43ZM56 26V28H55V26ZM134 25V26H133ZM252 25L253 26H255V27H252ZM3 26V27H2ZM27 26V27H28ZM36 26H38V27H36ZM44 28H43V27ZM130 26V27H129ZM133 26V27H132ZM36 27V28H35ZM50 27V28H49ZM78 27V28H79ZM82 27H84V26H82ZM132 27V28H131ZM137 27V28H136ZM34 28L36 29V30H34ZM47 28V29H46ZM91 28V29H90ZM258 28H259V30H258ZM53 29H55V31L53 30ZM67 29V28H66ZM85 29V28H84ZM238 29V30H237ZM241 29V30H240ZM257 29V30H256ZM43 30V31H42ZM46 30V31H45ZM48 30V31H47ZM51 30V32L50 33H46V32H49ZM53 31V32H52ZM140 31V32H139ZM54 32L56 33V34H54ZM260 32H261V34H260ZM43 33H45V34H43ZM53 33V34H52ZM59 33V34H58ZM99 33V36L97 35ZM132 33V34H131ZM13 34V35H12ZM48 34V35H47ZM110 34H112V35H110ZM260 34V35H259ZM38 35V34H37ZM37 35H33V36H37ZM40 35V34H39ZM38 35V36H39ZM106 35H108L109 37H106ZM114 35V36H113ZM132 35V36H131ZM66 36V35H65ZM92 36H94V37H92ZM128 36V37H129ZM138 36V37H137ZM83 38V39H79L78 40V38ZM87 37H91L90 39H92L93 41H94V39L96 40V41H94V42H92V40H91V42H89L88 41V39L89 38H87V41H86V38ZM99 37V39H97ZM105 38V39H103V38ZM117 37V38H116ZM149 37H150V35H149ZM152 37V36H151ZM164 37V38H163ZM76 38V39H75ZM100 38H102V39H100ZM111 38V39H110ZM134 38V39H133ZM259 38H261V39H263L262 40V42L260 43L259 42ZM116 39H118V40H116ZM132 39V40H131ZM136 39V40H135ZM163 39V40H162ZM261 39H260V41H261ZM100 40V41H99ZM104 40H106V41H104ZM108 40V41H107ZM135 40V41H134ZM138 40V41H137ZM141 40V41H140ZM148 42H147V41ZM102 41H104V43L105 44H103V42ZM151 41H154L153 43L151 42ZM164 41V42H163ZM99 42V43H98ZM101 42V43H100ZM118 42V44H116ZM138 42V43H137ZM151 42V43H150ZM108 43V44H107ZM141 43V44H140ZM151 45H150V44ZM101 44V45H100ZM107 44V45H106ZM146 44V45H145ZM153 44V45H152ZM260 44H262V45H260ZM104 45H106V48H104L105 46ZM108 46H110V47H108ZM114 46V47H113ZM148 47V49H147V47ZM154 48H153V47ZM92 47V48H91ZM122 47V48H121ZM91 48V49H90ZM134 48V49H133ZM93 50V51H95L94 53H96V50ZM135 49H137L138 51H136ZM140 49V50H139ZM146 49V50H145ZM237 49V50H236ZM112 50V51H111ZM121 50V51H120ZM131 50V51H132ZM93 51H91L90 53L88 52V54H93ZM114 51H115V53H114ZM236 51H239V52H236ZM116 52H118V53H116ZM120 52V53H119ZM122 52H123V55H122ZM140 52V53H141ZM98 53V52H97ZM96 53V54H97ZM139 53V54H140ZM128 54V55H127ZM132 54V55H131ZM141 54V55H142ZM155 54V55H154ZM239 55V54H238ZM130 57V59H129V57ZM240 56V55H239ZM122 57V58H121ZM141 57V56H140ZM126 58V59H125ZM155 58V59H154ZM241 58V57H240ZM96 59H97V57H96ZM95 59V60H96ZM119 59V60H118ZM124 61H122V60ZM141 59V60H142ZM154 59V60H153ZM174 60H176V58H173ZM238 59H239V57H238ZM238 59H237V56H236V60L238 61ZM98 60V59H97ZM96 60V61H97ZM126 60V61H125ZM131 60V61H130ZM173 60V61H174ZM120 61L122 62V63H120ZM154 61V62H153ZM177 61V60H176ZM142 62V61H141ZM133 63V64H132ZM147 63V64H146ZM175 64H176V62H174ZM177 63H178V61H177ZM238 63V62H237ZM120 64H124L123 66L122 65H120ZM132 64V65H131ZM141 65L139 66L138 65V67H141ZM153 65V66H152ZM237 65H242L241 67L242 68H244V69H242L241 67L239 68V66H237ZM134 66V67H133ZM182 66H184V64L182 65ZM243 66H245V67H243ZM126 68V69H124V68ZM128 67V68H127ZM99 68V67H98ZM123 68V69H122ZM153 68V69H152ZM155 68H156V70H155ZM246 68V69H245ZM142 69H144L143 71H142ZM214 69V70H213ZM92 70H94V68L92 69ZM95 70H96V72H97V69L95 68ZM127 72H126V71ZM130 70V71H129ZM140 70H141V72H140ZM154 70V71H153ZM177 70H181V72L183 73V74H185L184 75V77L186 78V79H184V81L185 80H187L186 82L187 83H185L184 82V84L186 85L185 87H181V86H179V85H177L178 83H177V80L175 79V78H181L182 79V76L181 75H183V74H181L180 75V77H179V74H180V72L179 71H177ZM237 70H235L234 71V73H237L236 71ZM106 71V70H105ZM147 71V72H148ZM149 71V72H150ZM153 71V72H152ZM244 73H246V74H244ZM96 72L95 71H93V72H91L92 74H96ZM123 72V73H124ZM139 72V73H138ZM176 72H177V74H176ZM239 72H238V74L237 75H239ZM110 73V72H109ZM108 73V74H109ZM135 73H138V74H135ZM171 74V75H170ZM242 74H244V75H246V76H242ZM256 75L257 77V79H253L252 81H258V87L261 89L260 91H259V88L258 87H256V89L259 91H256L255 90V88L253 87L252 88V85H253V82L251 81V79H250V81L252 82V83H250L249 82V80H248V77L250 78L251 76H253V75ZM134 75H135V77H134ZM235 75V74H234ZM233 75V76H234ZM111 76H113L112 78H114L115 76H114V74H112L111 73ZM213 77H215L216 78V76L213 74L212 75ZM236 76V75H235ZM241 76H242V78H241ZM253 77H255V76H253ZM141 79L140 81H137V80H139V79ZM212 78V77H211ZM237 78H235V80L234 81H236V79ZM175 80V81H173V80ZM237 79V80H238ZM212 81L214 80V79H211ZM228 82H227V81ZM230 81H231V83H230ZM133 82V81H132ZM164 82H166V84H164ZM214 83L215 82H217V81H213ZM212 82V83H213ZM226 83H229L230 85L229 86H231V87H233V88H235L234 90L231 88V87H227V85H225ZM163 84H164V87H163ZM169 84V85H168ZM210 84V83H209ZM232 84H234L233 86H232ZM242 84H243V86H242ZM252 84V85H251ZM174 85H175V87H174ZM211 85V84H210ZM219 85H221L220 87H222V91H221V89H219L218 88V86ZM178 86V87H177ZM188 86V87H187ZM190 86V87H189ZM212 86V85H211ZM210 86V87H211ZM255 86H257V82L255 83ZM262 86V87H261ZM156 87H157V85H156ZM188 89H187V88ZM195 89H194V88ZM181 88V89H180ZM186 88V89H185ZM190 88H191V90H193V92L192 91H190ZM193 88V89H192ZM212 88V87H211ZM218 88V89H217ZM238 88V89H239ZM176 89V90H175ZM178 89V90H177ZM196 89H198V90H196ZM257 92V93H260V92H262L261 93V95L259 96L258 94H256L255 92H254V90ZM263 89V90H262ZM83 90H85V92L87 93V96L91 99L92 97V101H94V100H96V102H95V104L97 103V105H95V104H92V102H90V99L87 97V96H85L84 94H86L85 92H84V94H82V98L84 99V96L86 97L85 99L86 100H83L82 99V101H80V104L79 105H81V106H83V112H81L83 115L79 118V115L81 114H79L77 117L79 118V119H76L78 122L77 123H79V121L81 120H83V119H81L83 116L85 117L86 116V114H89L90 112L93 114H91L92 115V119H90L91 118V116H90V114L89 115H87L85 118V120H83V121H85V122H87V123H84V124H88V125H90L89 127H91V126H96L97 127V130L98 129H101L100 128V126L102 125V128L104 127H106V129H101V130H105L106 132H108V130H107V128L108 127H110L109 125H111L110 123H112V125H113V127H116V124L114 125L113 124V122H111L110 120V116H108V114H109V112H105V110H107L108 108V106L107 105H109V101L104 97V95L102 94V93H99V94H93V93H91V90H90V88H84ZM90 90V91H89ZM186 90H188V91H186ZM215 90H220V91H215ZM237 90V91H236ZM169 91V92H168ZM194 91H196V92H194ZM168 92V93H167ZM179 92L181 93V94H179ZM188 92H192V94H190V93H188ZM198 92V93H197ZM205 92H204V94H205ZM211 92V94H213L214 92H217V94L216 93H214L213 95H210L209 93ZM218 92H220V93H218ZM89 93V94H88ZM172 93V94H171ZM187 93V94H186ZM184 94V95H183ZM188 94H190L191 96L189 97L188 96ZM196 94H197V96H196ZM93 95V96H92ZM102 95V96H101ZM179 95V96H178ZM223 95V96H222ZM240 95H241V99H242V97H244V98H246L245 100H247V101H249V103L246 101V102H244V100H239L240 99ZM246 95V96H245ZM97 96V97H96ZM99 96H100V98H99ZM188 96V97H187ZM194 96V97H193ZM262 96V97H261ZM101 97H102V100H100L101 99ZM174 97V98H173ZM181 97V98H180ZM186 97V98H185ZM201 97H202V99H201ZM222 97V98H221ZM260 97L261 98H263V99H260ZM88 98V99H87ZM104 98V99H103ZM189 98V99H188ZM191 98V99H190ZM94 99V100H93ZM106 99V100H105ZM174 99V100H173ZM183 99V100H182ZM188 99V100H187ZM152 98H150L149 99V101L150 102H147V101H145V102H142L140 105L141 106H144V104L145 105H147V104H149V103H152V104H149V105H153V102H154V100H152ZM196 100H197V102H196ZM201 100V101H200ZM203 100H205V101H203ZM214 100V101H213ZM88 101V102H87ZM107 101H108V103H107ZM189 101H191V102H189ZM200 101V102H199ZM206 101L208 102V103H206ZM244 103H243V102ZM263 101V102H262ZM82 102V103H81ZM85 102V103H84ZM89 104V106H88V109H85V108H87L86 107V105H87V103ZM90 102V103H89ZM106 102V103H105ZM191 103V105H193V106H191L189 103ZM220 102V103H219ZM240 102H242V103H240ZM94 103V102H93ZM144 103V104H143ZM155 103V102H154ZM173 103V104H172ZM182 103V104H181ZM185 103V104H184ZM90 104H91V106L93 107H91L92 108V110H91V108H90ZM188 104V105H187ZM209 104V105H208ZM170 105V106H171ZM190 105V106H189ZM245 105V106H244ZM106 106V107H105ZM198 106V107H197ZM210 106V107H209ZM219 106V107H218ZM97 107V108H96ZM100 107V108H99ZM102 107V108H101ZM104 107L106 108L105 110H104ZM213 107V108H212ZM95 108V109H94ZM191 108V109H190ZM195 108V109H194ZM197 108V109H196ZM219 108V109H218ZM98 109H102V111L104 110V112H101L100 110L98 111ZM217 109V110H216ZM84 110H85V112H84ZM94 111V112H93ZM98 113H96V112ZM186 111V112H185ZM86 112H88V113H86ZM187 112H188V115H187ZM86 113V114H85ZM194 113V114H193ZM199 113H201V114H199ZM171 114V115H170ZM191 114V115H190ZM95 115H97L96 116V120H94L93 121V119H95ZM175 115V114H174ZM197 115V116H196ZM199 115H200V118H201V116L204 118H202L203 120H200L198 117H199ZM90 116V117H89ZM168 116H170L169 118H168ZM89 118V120H88V118ZM103 117V118H102ZM193 117H197L196 119H198L197 121H195V118H193ZM97 118H99V119H97ZM107 118H109V119H107ZM193 118V119H192ZM105 119H107L108 121H110V122H108L107 120H105ZM178 119V120H177ZM87 120V121H86ZM94 122H92V121ZM99 120V121H98ZM160 120V122H162V120L161 119H159ZM91 121V122H90ZM97 121V122H96ZM176 123H175V122ZM101 123V125H100V123ZM106 122H107V124H106ZM194 122V123H193ZM197 122V123H196ZM90 123V124H89ZM206 123V124H205ZM258 123H259V125H261V124H263V125H261L262 127H260L259 125H258ZM261 123V124H260ZM109 124V125H108ZM181 124V125H180ZM198 124V125H197ZM88 125H83V123H81L80 122V125L79 126H87L86 128L90 131L91 130V133H97L98 131H96L95 130V128L94 127H91V128H88ZM105 125V126H104ZM178 125H179V127H178ZM185 125V124H184ZM205 125V126H204ZM261 128V129H258L259 127ZM84 127V128H85ZM113 127H110V128H113ZM227 127V128H226ZM230 127V128H229ZM94 128V129H93ZM173 128V129H172ZM182 128H184V129H182ZM229 128V129H228ZM109 129V128H108ZM200 129H201V131H203V133L205 134H200ZM205 129V130H204ZM210 129V130H209ZM226 129H228V130H226ZM93 130H94V132H93ZM109 130H111V129H109ZM209 130V131H208ZM103 132V133H106V132ZM170 131V132H169ZM208 131V132H207ZM211 131V132H210ZM181 132V133H180ZM211 133V134H210ZM229 133L231 134V135H229ZM180 134V135H179ZM208 135V136H207ZM235 135V136H234ZM191 137V138H190ZM239 137V138H238ZM209 138V139H208ZM233 138V139H232ZM240 141H239V140ZM201 140H203V141H201ZM232 140V141H231ZM234 140V141H233ZM169 141V142H168ZM182 141V142H181ZM209 141V142H208ZM171 142V143H170ZM184 142H186V144H184ZM207 142V143H206ZM218 142V143H217ZM236 142V143H235ZM237 142H239V144L237 143ZM244 143V144H241V143ZM199 143V144H198ZM161 144V145H162ZM177 144H178V146H177ZM207 144V145H206ZM214 144V147H216L217 148V146L219 147V150L218 149H216V151L218 150V152L216 153V151H215V148H213V145ZM168 145V146H167ZM200 145V146H199ZM236 145H238V149L236 148L237 146ZM174 146V148H172ZM202 146V147H201ZM222 146V147H221ZM224 146V147H223ZM243 146H244V148H243ZM176 147H177V149H176ZM240 147V148H239ZM247 149H246V148ZM249 147V148H248ZM181 148V149H180ZM194 148V149H193ZM213 148V149H212ZM228 148V149H227ZM189 149V150H188ZM192 149V150H191ZM204 149V150H203ZM206 149V150H205ZM207 149H209V150H213V151H215L214 153H213V155H212V153L211 154H209L210 156H208L207 157V153H205V152H207L208 150ZM223 149V150H222ZM225 149V150H224ZM173 150V151H172ZM180 150H181V152H180ZM194 150H195V152H194ZM248 150V151H247ZM256 150V151H255ZM175 151V152H174ZM204 151V155H202L203 152ZM212 151V152H213ZM222 153H221V152ZM253 151V152H252ZM257 151H258V153H257ZM208 152H210V151H208ZM220 152V153H219ZM240 152L242 153H244L243 155L245 156V157H247L248 156V158H249V160H251V162H252V164H253V162H255L254 164H257L259 167V169H260V167H261V170H260V172L258 171L259 169L256 167V169H257V171L259 172H257L256 170H254L253 171V169L254 168H248L247 166H244V168H243V162H241V160H242V157L240 158V156H241V154H240ZM246 152H247V154H246ZM250 152V153H249ZM253 154H252V153ZM182 153V154H181ZM174 156H173V155ZM207 154V155H206ZM215 154H219V157L217 156V159H216V157H213V156H215ZM221 154H222V156H223V154L225 155V157H222V158H226V159H222L221 158ZM249 154V155H248ZM250 154H252V155H250ZM182 155V156H181ZM206 155V156H205ZM230 155V156H229ZM237 155V156H236ZM260 155V156H259ZM175 156H176V158H177V161H174L176 158H175ZM185 156H187L186 157V159H185ZM204 156V157H203ZM227 156V157H226ZM231 157V158H229V157ZM235 156V157H234ZM189 157V158H188ZM238 157H239V159H238ZM251 157V158H250ZM228 158V159H227ZM236 158V159H235ZM255 158V159H254ZM257 158V159H256ZM188 159V160H187ZM220 159H221V161H220ZM230 159V160H229ZM232 159H234V160H232ZM260 159V160H259ZM185 162H184V161ZM191 160H192V162H191ZM206 160H208V161H206ZM218 160H219V162H221V163H219L218 162ZM224 160H226V163H225V161ZM228 160V161H227ZM183 161V162H182ZM209 161H211V162H209ZM224 161V162H223ZM238 161V162H237ZM257 161L259 162V163H257ZM187 162V163H186ZM195 162H197V163H194ZM215 162V163H214ZM233 162L234 164H231V163ZM190 163H192V164H190ZM214 163V164H213ZM218 163V164H217ZM225 163V164H224ZM183 164H184V166H183ZM189 164V165H188ZM220 164V165H219ZM227 164V165H226ZM261 166H260V165ZM168 165V164H167ZM195 165V166H194ZM199 165V166H198ZM228 165H232L231 167L233 168H231L230 166H228ZM111 166V165H110ZM191 166V167H190ZM220 166V167H219ZM188 167V168H187ZM190 167V168H189ZM224 167V168H223ZM235 167V168H234ZM238 167V168H237ZM201 168V169H200ZM231 168V169H230ZM248 170H247V169ZM107 169H109V171L107 170ZM194 169V170H193ZM200 169V170H199ZM204 169V170H203ZM219 169V170H218ZM221 169V170H220ZM237 169V170H236ZM252 170V172H251V170ZM178 170V169H177ZM198 170V171H197ZM210 170V171H209ZM263 170V172H261ZM189 171V172H188ZM112 172V173H111ZM154 172H156L155 174H156V176H155V174H154V176H155V178H158L160 175H161V171H158L157 169H154V171H153V173ZM181 171L180 172H178L177 171V173H176V176H178L177 174H181L182 173ZM121 173H123V174H121ZM182 173V174H183ZM185 173V174H186ZM208 173V174H207ZM227 173V174H226ZM245 173H247V174H245ZM109 174V175H108ZM113 174V175H112ZM114 174H115V176H114ZM116 174H118V175H116ZM122 176H121V175ZM179 174V175H180ZM223 174V175H222ZM230 174V175H229ZM260 174V175H259ZM108 175V176H107ZM128 176L127 178H126V176ZM246 175L248 176L247 178H246ZM106 176V177H105ZM123 176H125V177H123ZM173 176V175H172ZM194 176V177H193ZM245 176V177H244ZM261 176V177H260ZM108 177H112V180H111V178H108ZM116 178L115 180H113V178ZM117 177L119 178V179H117ZM226 177H228V178H226ZM239 177V178H238ZM106 180H105V179ZM121 178V179H120ZM261 178V179H260ZM122 179H125L124 180V183L122 182L123 180ZM233 179V180H232ZM239 179H240V181H239ZM249 179H251V180H249ZM109 180H111V181H109ZM117 180H119V182H116ZM122 180V181H121ZM221 180V181H220ZM237 180L239 181V182H247L248 184H252L254 187H255V185H257L256 184V182L257 181H261L259 184L261 185L260 187H258L257 186V189H256V187H255V190H254V192L255 193H257L256 194V196L258 197V202H257V198L255 197V195L253 196V198L255 197V199L253 200V202L251 201L252 199H250L251 197H252V195L253 194H255L254 192H253V194L252 195H247V194H245L246 196H244V198H245V200H244V198H242L243 197V194L241 193L242 191H240V190H237V188H236V190L234 189V187H236L237 186V184L238 183H235V182H237ZM16 181L17 180H15V182H14V184L16 183ZM113 181H115V182H113ZM129 181L132 183V185H130V183H129ZM219 181V182H218ZM224 181H226V182H224ZM230 181H231V183H230ZM9 181H6V182H4V183H1L0 184V191H3V190H5L6 188H8V187H10V185L12 186L13 185V182L12 183H8ZM110 184L111 183V185H109V190L107 189V186H108V184ZM229 184H228V183ZM119 185V187L120 188H117V185ZM119 183V184H118ZM122 183V184H121ZM235 183V184H234ZM258 183V182H257ZM104 184V185H103ZM112 184H114V185H112ZM128 184V185H127ZM258 184V185H259ZM263 184V185H262ZM105 185H106V187H105ZM210 185V186H209ZM227 185H231V187H228ZM233 185V186H232ZM236 185V186H235ZM110 186H111V188H110ZM114 186H115V189H114ZM128 186V188H129V190H128V188H126ZM130 186V187H129ZM239 186V185H238ZM237 186V187H238ZM6 187V188H5ZM105 189H104V188ZM112 187H113V189H112ZM207 187V188H206ZM253 187V188H254ZM112 189V190H111ZM120 190L119 192L117 191V190ZM122 189V190H121ZM126 191H125V190ZM197 189H199V190H197ZM108 190V191H107ZM114 190V191H113ZM127 193V196H126V194L124 193ZM236 191V192H235ZM237 191H239L240 192V195H241V197H238V196H240L239 195V193L237 192ZM108 192H111V193H108ZM115 192V193H114ZM122 192L124 193V194H122ZM172 192V193H171ZM178 194H177V193ZM259 192V193H258ZM263 192V193H262ZM108 193V194H107ZM112 193H114V194H112ZM118 193H120V195L118 194ZM236 193V194H235ZM122 194V195H121ZM168 194H170V195H168ZM175 194V195H174ZM176 194L178 195V198H177V196H176ZM115 197H114V196ZM118 195V196H117ZM261 196L260 198H263V199H259V196ZM121 196L122 197H127V198H121ZM165 196H169V197H165ZM250 196V197H249ZM183 197V198H182ZM232 197V198H231ZM246 197H248V198H246ZM111 198V199H112ZM121 198V199H120ZM159 200H158V199ZM234 198V199H233ZM124 199H126L125 200V202H124ZM161 199H162V201H161ZM167 199V200H166ZM190 199L193 201H190ZM246 199H250V200H246ZM165 200V201H164ZM198 200V201H197ZM241 200V201H240ZM246 201V203L247 202H249V201H251V205L250 206H248V207H250V208H246L245 209V211H244V209L242 208L243 207V201ZM260 200H263L262 202L260 201ZM121 203H120V202ZM158 201H160V202H158ZM235 201H236V203H235ZM238 201V202H237ZM240 201V202H239ZM255 201V202H254ZM156 204H158V205H156L155 206V203ZM165 202H169L168 204L167 203H165ZM123 203V204H122ZM196 203V204H195ZM214 203V204H213ZM250 203V202H249ZM259 203V204H260ZM119 204H121V205H119ZM163 205V206H159V205ZM240 206H239V205ZM119 205V206H118ZM122 205H124V207H122ZM190 205V206H189ZM230 205V206H229ZM249 205V204H248ZM257 205V207H255V206ZM120 206H121V208L122 209H120ZM160 208H159V207ZM201 206V207H200ZM112 207V208H111ZM117 207H119V209L117 208ZM236 207V208H235ZM110 208H111V210H110ZM115 208H116V210H115ZM170 208V209H169ZM173 208H174V210H173ZM186 208V209H185ZM254 209L253 211H252V209ZM109 209V210H108ZM112 209H114V210H112ZM178 209V210H177ZM238 209V210H237ZM241 209H243V210H241ZM248 209V210H247ZM250 209V210H249ZM118 210V213L119 214H117L116 213V211ZM123 210V211H122ZM196 210H197V212H196ZM239 210H241V212L239 211ZM246 211H248L247 213H249V215L247 216L246 215V217H244V215L246 214L245 212ZM124 212V213H123ZM166 212V213H165ZM172 212V213H171ZM194 212V213H193ZM196 212V213H195ZM201 212H203V213H201ZM214 212V213H213ZM251 212H252V214H251ZM120 213H122V214H120ZM138 213V214H137ZM156 213V214H155ZM175 213V214H174ZM243 213H245V214H243ZM254 213H256V214H254ZM264 213V212H263ZM262 213V214H263ZM110 214V215H109ZM133 214V215H132ZM243 214V217L242 216H240V215H242ZM140 215V216H139ZM254 215V216H253ZM110 216L112 217V218H110ZM143 218H142V217ZM164 216V217H163ZM184 216V217H183ZM197 216V217H196ZM206 216H207V218H206ZM251 216H253V218H251ZM261 216V215H260ZM264 216V215H263ZM263 216H261V217H259V215H258V217L261 219H259V218H257V219H259L258 221H260V222H262V224L259 222L258 224H259V226H257L258 228H259V230L261 231V233H259L260 231H256V233H259L261 236H259V238H264V217ZM129 217V218H128ZM168 217H169V219H168ZM199 217V218H198ZM205 217V218H204ZM247 217H249L250 219H251V221H249L250 219L249 218H247ZM115 218H116V220L118 221V222H115ZM119 220H118V219ZM141 218V219H140ZM145 218V219H144ZM244 219V222H246V224L244 223L243 224V219ZM246 218L247 219H249V220H246ZM121 219H122V221H123V224H124V226H123V224L121 223ZM147 219V220H146ZM168 219V220H167ZM132 220V221H131ZM135 220H136V222H135ZM144 220V221H143ZM163 220H165L164 222H163ZM172 220V221H171ZM177 220H178V222L180 223V224H178L177 223ZM189 221L188 223L190 224V227H191V225H192V227L191 228H189L187 225V223H186V221ZM106 221V222H105ZM110 221V222H109ZM166 221H167V224H166ZM180 221H182V222H180ZM193 221H199V222H201V225L199 226L198 224H200L199 222H196V226H198L199 227V230H198V227H196L195 226V228H194V225H195V222H193ZM146 222V223H145ZM185 222V224L183 225V223ZM190 222H192V223H190ZM247 222L248 223H250V225L249 224H247ZM254 222V223H253ZM112 223V224H111ZM115 223V224H114ZM140 223V224H139ZM178 225H177V224ZM194 223V224H193ZM203 223V224H202ZM129 224L130 225H132V226H129ZM146 224V225H145ZM223 224V225H222ZM237 224V225H236ZM255 226H254V225ZM257 224V225H258ZM261 224V225H260ZM99 225L97 226V227H94L95 229H97L98 227H99ZM112 225H114L115 226V228H113L114 226H112ZM139 225V226H138ZM143 225V226H142ZM204 225V226H203ZM247 225H249V226H247ZM111 226V228H109ZM121 226H123V228H121ZM136 226V227H135ZM146 226V227H147ZM179 227V229H178V227ZM181 226V227H180ZM207 228H206V227ZM214 226V227H213ZM118 227H120V228H118ZM138 227V228H137ZM177 227V228H176ZM183 227H186V228H183ZM206 229H205V228ZM209 227V228H208ZM219 227V229H220V227L221 228H223V229H217ZM239 227V228H238ZM262 227V229H260ZM203 230H202V229ZM257 228V229H258ZM182 229V230H181ZM183 229L185 230V231H183ZM255 229L253 230V231H255ZM256 229V230H257ZM110 230H111V232H110ZM113 230V231H112ZM177 230L179 231V232H177ZM188 230V231H187ZM191 230H192V232L194 231V232H196V237H195V233H191ZM201 230V231H200ZM212 230H214V231H216L217 230V232L219 231V233H218V237H220V238H216V237H212V239L210 238V236L208 237L207 236V233H205V234H203V232L204 231H207V232H210V231H212ZM223 230V231H222ZM225 230V231H224ZM105 231L108 233H105ZM167 231V234L166 233H164V232H166ZM175 231V232H174ZM181 231V232H180ZM222 231V232H221ZM103 232H104V234H103ZM122 232V233H121ZM173 232V233H172ZM183 232H185L186 234H184ZM190 232V233H189ZM198 232V233H197ZM202 232V233H201ZM225 232V233H224ZM103 235H102V234ZM124 233H126L125 235H124ZM173 234L174 236H171V235H169V234ZM175 233V234H174ZM178 233H182V234H184V235H182V236H180V237H184L183 239H185V240H187V241H185V240H183V242L185 243V249L187 248H189V250H187V251H185L184 250V252H186V253H184L185 254V256L183 257V251L181 252V250H179L177 247H175L174 246V244H175V242L176 241H179V240H176V239H174V237L175 236H177L178 238H180L178 235H180V234H178ZM201 233V234H200ZM178 234V235H177ZM193 234V235H192ZM198 234V235H197ZM199 234L200 235H202L203 234V236H199ZM225 234H226V236H225ZM258 234V235H259ZM101 235V236H100ZM105 235V236H104ZM187 235V236H186ZM224 235V236H223ZM129 236V237H128ZM188 236H194L195 238L193 239V237H189V238H187ZM198 236H199V239H198ZM215 236H217V235H215ZM125 237V238H124ZM177 237H175V238H177ZM205 239H204V238ZM207 237V238H206ZM227 240L226 242L227 243H225L224 241H225V239ZM97 238V239H96ZM99 238H100V240H99ZM202 238V239H201ZM141 239L142 238H138V240H140L141 241ZM181 240H182V238H180ZM207 239V240H206ZM212 240V242L215 244V242L217 243V244H215V246H214V244L211 242V240ZM221 239H223V241H219V240H221ZM106 240V241H105ZM119 240V241H118ZM123 240V241H122ZM190 240V243L188 242ZM193 240H195V241H193ZM198 240V241H197ZM201 242H200V241ZM203 240V241H202ZM206 240V241H205ZM213 240H215V241H213ZM173 241V242H172ZM175 241V242H174ZM197 241V242H196ZM205 241V242H204ZM208 241V242H207ZM93 242V243H92ZM193 242L195 243V244H193ZM200 242V244H197V243H199ZM81 243V244H80ZM99 243V244H98ZM104 243V244H103ZM186 243H189V244H186ZM205 243V245H203ZM210 243H211V245H210ZM75 244H77L76 246H75ZM228 244V245H227ZM81 245V246H80ZM208 245H210V247L208 246ZM213 245V246H212ZM222 245L225 247V248H223L222 247ZM80 246V247H79ZM121 246V247H120ZM188 246V247H187ZM191 246V247H190ZM200 246H201V248H200ZM75 247V248H74ZM91 247V248H90ZM119 247V248H118ZM198 248V249H196V250H194L195 248ZM220 247H222V248H220ZM138 249H139V247H137ZM136 247H135V249H137ZM175 248V249H174ZM191 248V249H190ZM77 249V250H76ZM221 249V250H220ZM149 250V251H148ZM152 250V251H151ZM175 250V251H174ZM194 250V251H193ZM68 252V253H65V252ZM82 251V252H81ZM154 251V252H153ZM157 251V252H156ZM170 251H172V252H170ZM190 251V252H189ZM102 252V253H101ZM156 252V253H155ZM159 252H161V253H159ZM193 254H192V253ZM39 252H35V254L36 255H38V256H40V255H42V254H38ZM70 253V254H69ZM106 253H108V254H106ZM177 254V255H175V254ZM181 253H182V256H181V258H180V255H181ZM190 253V254H189ZM66 254V255H65ZM155 254L158 256V260L157 259H155V258H157V257H155ZM163 254V255H162ZM165 254V255H164ZM186 254H188V256H190L189 258H190V260H189V258L187 259V255ZM69 255H70V257H69ZM71 255H72V257H71ZM79 255V256H78ZM100 255V256H99ZM127 255V256H126ZM125 256L123 255V257H121L120 258V260L118 259V260H112V261H106L105 263H100V264H142L143 262V264H153V257H150L149 258V261H148V258H146V260L147 261H143L144 259L143 258H140L141 260L139 261V253H134V252H129V253H127ZM134 255V256H133ZM62 256H66V259H63L64 257H62ZM98 256V257H97ZM159 256H161V258L159 257ZM167 256V257H166ZM130 257V258H129ZM141 257V256H140ZM162 257H164V259L165 258H167L166 260H162ZM173 257V258H172ZM175 257V258H174ZM51 258V259H50ZM62 259V261H61V259ZM99 258V259H98ZM123 258V259H122ZM183 258V259H182ZM25 260H26V258H24ZM180 259H182V260H180ZM21 262H20V261ZM19 260H17L16 262H18V263H16V264H28V261L26 260H23V258L22 259H19ZM66 260V261H65ZM132 260H133V262H132ZM139 262H141V263H138V261ZM161 260H162V262H161ZM167 260L169 261V263H167ZM177 260V261H176ZM61 261V262H60ZM86 261V262H85ZM131 261V262H130ZM156 261V262H155ZM174 263H173V262ZM181 261V262H180ZM184 261V262H183ZM56 262V263H55ZM85 262V263H84ZM129 262V263H128ZM164 262V263H165ZM191 262L190 263H188V262H186V264H191ZM15 263H11V264H15ZM163 263V264H164ZM193 263V264H194ZM10 264V263H9Z\"/></svg>",
	"mask_w": 264,
	"mask_h": 264
}]
</instances>
